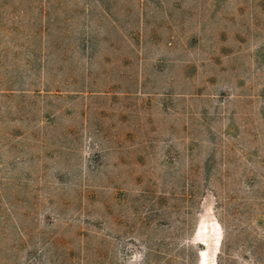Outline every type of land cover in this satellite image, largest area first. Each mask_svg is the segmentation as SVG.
I'll list each match as a JSON object with an SVG mask.
<instances>
[{"label":"rangeland","instance_id":"1","mask_svg":"<svg viewBox=\"0 0 264 264\" xmlns=\"http://www.w3.org/2000/svg\"><path fill=\"white\" fill-rule=\"evenodd\" d=\"M0 264H264V0H0Z\"/></svg>","mask_w":264,"mask_h":264}]
</instances>
